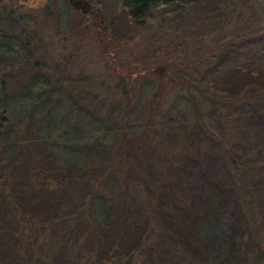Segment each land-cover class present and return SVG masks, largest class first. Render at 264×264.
Listing matches in <instances>:
<instances>
[{
    "label": "rangeland",
    "instance_id": "1",
    "mask_svg": "<svg viewBox=\"0 0 264 264\" xmlns=\"http://www.w3.org/2000/svg\"><path fill=\"white\" fill-rule=\"evenodd\" d=\"M1 9L0 69L5 66L12 86L0 95V169L13 156L20 128L29 157L47 154L58 168L73 169L89 151L118 142L121 130L130 140L144 128L156 132L158 127L161 147L176 151L182 164L174 174L185 180L193 206V217L177 213L191 228L172 239V253H179L172 255L173 263L253 264L252 218L264 211V105L238 102L239 85L249 77L236 82L233 76L236 69H264V0L154 4L139 23H129L120 0H86L79 6L70 0L48 5L46 0H6ZM11 10L15 13L8 17ZM85 10L97 11L108 27V49H115L111 41H116L118 54L109 56L96 41L91 16L80 15ZM113 61L123 78L114 73ZM156 67L163 68L161 75L150 71ZM217 107H223L218 118L224 110L225 125L216 119ZM167 121L180 127L184 143H176ZM223 131H229L225 144L235 139L249 144L243 161L255 165L256 178L246 183L254 203L234 186L229 156L216 143ZM234 146L241 160L242 150ZM141 151L142 162L152 161L147 145ZM28 168L23 160L9 168L14 169L9 184L19 183L16 202L27 196L20 183ZM19 203L24 207L27 201ZM86 205V214L99 224L102 201L92 196ZM83 247L82 262L105 259V247L91 259Z\"/></svg>",
    "mask_w": 264,
    "mask_h": 264
},
{
    "label": "trees",
    "instance_id": "2",
    "mask_svg": "<svg viewBox=\"0 0 264 264\" xmlns=\"http://www.w3.org/2000/svg\"><path fill=\"white\" fill-rule=\"evenodd\" d=\"M3 1L6 0H0V14L3 13ZM51 1L46 0L47 5ZM84 1L86 0H70V3L79 6ZM178 1L120 0V3L129 23H139L146 17L151 5L158 4L165 8ZM14 13L11 10L7 16L12 17ZM49 15L47 10L46 17ZM80 15L85 18L91 16L92 24H89V28L95 34L96 41L105 48L103 50L109 56L118 54L116 41H111L114 42L115 49H108L111 44L106 43L108 27L99 19L97 11L85 10ZM113 63L112 69L116 75H126L114 61ZM37 66L34 65V69ZM150 71L158 76L162 74L163 68L156 67ZM6 74L4 66L0 69L1 96L12 86ZM245 76L249 77V82L239 85L238 98L235 99L251 106L264 105V69H236L233 81L239 82ZM123 83L124 80L121 79L120 85ZM153 104L152 109L156 113L159 101L155 100ZM221 108L215 109L216 119L225 125L227 116L223 114L224 110L218 118ZM154 119L155 116H152L151 120ZM165 123L170 126L176 143H184L180 127L171 121ZM157 130L153 131V127H150V131L144 128L139 136H133L130 140L126 137V132L121 130L116 137L118 142L112 143L108 148H99V151H89L85 154V160L71 169L58 168L47 154L29 157L26 147L21 145L25 133L20 128L11 146L13 156L0 169V264H92L91 260L88 263L81 261L82 249L85 248L83 244L88 247L85 250L91 256L90 259L105 247V259L99 260V264H174L173 258L179 257V253H172V239L183 231L189 232L191 228L190 222L182 221L177 213L185 211L188 217H193V206L185 180L174 174L183 168L176 151L166 144L165 148L161 147ZM228 132L223 131L216 143L220 151L229 156L227 162L234 186L254 203L255 195L248 191L246 183L254 182L255 165L250 164V159L243 161L248 156L249 144L244 142L238 145L237 139L228 142L229 145L225 144ZM186 135L187 138L190 136L188 133ZM210 138L214 141V138ZM145 145L151 151L152 161H143L146 163L144 169L140 155ZM234 145L242 150L241 160L235 154L237 148ZM157 158L160 159V164L155 160ZM21 160L29 165L20 183L28 193L25 198L20 190L23 197L18 199L27 201L26 207L19 206V201L15 200L19 183L9 184L14 179V169L9 172V168L15 162L19 166ZM92 196L98 197L103 204V219L99 224L86 214V199ZM30 200H35L36 203L29 205ZM252 222L256 230L253 243L257 246L253 264H264V211L254 213ZM141 244L143 245L139 250H134Z\"/></svg>",
    "mask_w": 264,
    "mask_h": 264
}]
</instances>
